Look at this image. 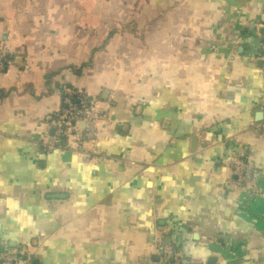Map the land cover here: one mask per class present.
I'll use <instances>...</instances> for the list:
<instances>
[{"label":"crops","instance_id":"0c3cea01","mask_svg":"<svg viewBox=\"0 0 264 264\" xmlns=\"http://www.w3.org/2000/svg\"><path fill=\"white\" fill-rule=\"evenodd\" d=\"M133 21L142 40L105 45ZM262 28L264 0H0V246L40 264H167L162 239L189 261L264 264V196L227 185L247 153L264 194ZM70 87L110 112L108 160L36 144Z\"/></svg>","mask_w":264,"mask_h":264},{"label":"built area","instance_id":"2783aa9c","mask_svg":"<svg viewBox=\"0 0 264 264\" xmlns=\"http://www.w3.org/2000/svg\"><path fill=\"white\" fill-rule=\"evenodd\" d=\"M253 56L262 62L261 73L264 76V35L254 47ZM7 64L6 53L0 49V74L5 72ZM111 117L108 110H102L99 102L84 91L65 88L61 93V108L52 114L48 122L47 136L36 144L47 154L57 150L74 152L81 157L83 166L106 161L110 156L100 149L101 124ZM230 167L231 175L227 185L233 191H246L250 197L264 196L255 185L253 168L244 153L233 156ZM152 248L155 253L163 254L167 264H204L185 260L174 245H167L162 239L153 241ZM18 254L16 248L0 246V264H31L26 257L21 259Z\"/></svg>","mask_w":264,"mask_h":264},{"label":"trees","instance_id":"16d2710c","mask_svg":"<svg viewBox=\"0 0 264 264\" xmlns=\"http://www.w3.org/2000/svg\"><path fill=\"white\" fill-rule=\"evenodd\" d=\"M136 28H137V23H135L134 21L133 22H130L129 24H126V26H124L123 27V29H119V30H116V29H114V30H112L111 31V33L109 34V37H108V39L106 40V42H105V45L110 41V39L116 34V33H118L120 30H122L121 32L123 33V35H128V36H130L131 38H135V37H138V38H140L141 37V40H142V36L144 35L143 34V31H141V30H139L138 32H137V30H136ZM138 33H142V36H139V34ZM184 35H186V36H188V34H187V32H185V34H179V36L181 37V38H184ZM185 36V37H186ZM184 40V39H183ZM141 43H144V45H147L146 44V41L144 42V41H141ZM96 52V51H95ZM7 57V60H9L10 61V56H6ZM90 66H92V61L89 63V67ZM83 69H84V66H82V67H77V70H79V71H83ZM70 88H72V87H70ZM76 90H78V89H76ZM91 97V96H90ZM94 101H96V102H99L100 101V103H103L101 100H102V97L100 96V97H94V96H92L91 97ZM116 104H117V106L115 107V109L117 108V107H120V105H121V103H120V101H116L115 102ZM110 109H111V111L113 110V107L112 106H110ZM117 110V109H116ZM142 111V109H139V107L137 106L136 108H133V110H132V114H138V113H140ZM44 154H47L46 152H43ZM246 156H247V158H248V154L246 153ZM81 158V157H80ZM249 160V159H248ZM253 174H256V167L255 166H253ZM1 247H3V246H1ZM16 250H18L19 251V257L21 258V259H24V257H26L27 259H28V261H30L31 263L37 258L36 256H35V250L32 248V247H26V246H23V247H16ZM178 251H179V253L181 252L179 249H177Z\"/></svg>","mask_w":264,"mask_h":264},{"label":"water","instance_id":"95a60500","mask_svg":"<svg viewBox=\"0 0 264 264\" xmlns=\"http://www.w3.org/2000/svg\"><path fill=\"white\" fill-rule=\"evenodd\" d=\"M260 33L262 34V35H264V28H262L261 30H260ZM108 98H104V100H107ZM82 127H84V124H82L81 125ZM196 140L197 139H194V146H195V144H196ZM193 146V147H194ZM57 198H60V199H63V198H66V197H64V196H57ZM15 247V246H14ZM16 248V247H15ZM33 264H40V262H39V260L38 259H36V260H34V262H33Z\"/></svg>","mask_w":264,"mask_h":264},{"label":"rangeland","instance_id":"374dc122","mask_svg":"<svg viewBox=\"0 0 264 264\" xmlns=\"http://www.w3.org/2000/svg\"><path fill=\"white\" fill-rule=\"evenodd\" d=\"M139 34V36H142V33H138Z\"/></svg>","mask_w":264,"mask_h":264}]
</instances>
